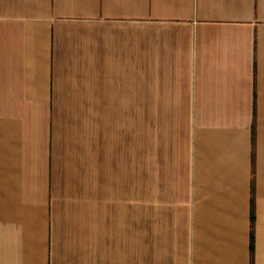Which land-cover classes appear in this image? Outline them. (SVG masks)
<instances>
[{
	"label": "crops",
	"instance_id": "obj_1",
	"mask_svg": "<svg viewBox=\"0 0 264 264\" xmlns=\"http://www.w3.org/2000/svg\"><path fill=\"white\" fill-rule=\"evenodd\" d=\"M0 264H264V0H0Z\"/></svg>",
	"mask_w": 264,
	"mask_h": 264
},
{
	"label": "rangeland",
	"instance_id": "obj_2",
	"mask_svg": "<svg viewBox=\"0 0 264 264\" xmlns=\"http://www.w3.org/2000/svg\"><path fill=\"white\" fill-rule=\"evenodd\" d=\"M142 140H144V138L142 137ZM143 142V141H142ZM144 147H145V144L142 143V152H144Z\"/></svg>",
	"mask_w": 264,
	"mask_h": 264
}]
</instances>
